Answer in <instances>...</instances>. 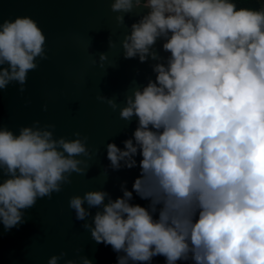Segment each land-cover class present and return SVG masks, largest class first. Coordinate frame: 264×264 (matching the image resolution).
I'll return each mask as SVG.
<instances>
[{
	"label": "clouds",
	"instance_id": "1",
	"mask_svg": "<svg viewBox=\"0 0 264 264\" xmlns=\"http://www.w3.org/2000/svg\"><path fill=\"white\" fill-rule=\"evenodd\" d=\"M137 8L148 11L120 41L123 56L154 61L155 78L126 92L123 105L115 97L97 99L119 109L122 120L137 119L123 148L109 142L106 149L108 167L138 166L139 175L132 190L122 183L115 199L105 189H89L72 195L68 206L92 239L118 254L117 264H151L156 256L165 264H264V6L241 7L238 0L111 3L121 25ZM46 40L31 16L0 20V90L17 83L25 91L29 72L47 59ZM158 40L168 55L156 49ZM106 59L101 53L99 61ZM55 128L39 120L18 132L0 124V222L6 230L23 223L38 199H51L73 174L90 168L88 137L79 131L74 138L56 137ZM134 192L148 204L132 203ZM66 256L53 254L47 264H93L86 256Z\"/></svg>",
	"mask_w": 264,
	"mask_h": 264
},
{
	"label": "water",
	"instance_id": "2",
	"mask_svg": "<svg viewBox=\"0 0 264 264\" xmlns=\"http://www.w3.org/2000/svg\"><path fill=\"white\" fill-rule=\"evenodd\" d=\"M111 3L112 0H0V20L31 16L47 38V59H38V68L29 72L25 91L21 93L17 83L0 90V124L18 132L21 125L34 120L42 125L54 123L56 137L74 138L73 133L79 131L88 137L93 151L86 175L73 174L72 183L64 185L60 193H54L51 199H38L35 206L25 210L24 222L18 226L6 230L0 222V264H47L51 255L61 251L67 252L64 259L86 256L93 264H117L118 254L110 245L92 239L90 231L83 228L85 221L77 220L68 206L72 195H83L89 189H105L115 199L122 195V183L132 190L139 175L138 166L120 170L108 167L106 149L109 142L123 148L137 119L129 123L122 120L119 109L113 110L97 97H115L123 105L126 92L155 78L151 67L154 61L125 59L120 44L131 24L148 9H134L125 15V24L121 25L116 22L117 13L111 10ZM162 43L158 40L156 49L166 56ZM101 53H107L103 62L99 61ZM136 159L139 162L141 157ZM131 202L148 204L135 192ZM96 211L91 209L93 215ZM151 264H165V258L156 256Z\"/></svg>",
	"mask_w": 264,
	"mask_h": 264
},
{
	"label": "trees",
	"instance_id": "3",
	"mask_svg": "<svg viewBox=\"0 0 264 264\" xmlns=\"http://www.w3.org/2000/svg\"><path fill=\"white\" fill-rule=\"evenodd\" d=\"M238 6L260 8L264 6V0H238ZM178 264H185V262H178Z\"/></svg>",
	"mask_w": 264,
	"mask_h": 264
}]
</instances>
